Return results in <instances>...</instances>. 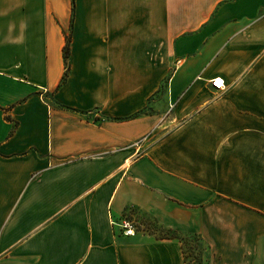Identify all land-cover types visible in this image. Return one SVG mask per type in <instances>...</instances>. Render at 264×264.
I'll use <instances>...</instances> for the list:
<instances>
[{"label":"crops","instance_id":"obj_1","mask_svg":"<svg viewBox=\"0 0 264 264\" xmlns=\"http://www.w3.org/2000/svg\"><path fill=\"white\" fill-rule=\"evenodd\" d=\"M137 214L263 264L264 0H0V264H186Z\"/></svg>","mask_w":264,"mask_h":264},{"label":"rangeland","instance_id":"obj_2","mask_svg":"<svg viewBox=\"0 0 264 264\" xmlns=\"http://www.w3.org/2000/svg\"><path fill=\"white\" fill-rule=\"evenodd\" d=\"M164 104H165V100H164V83H163L161 84V89L158 94L156 103L155 102L151 103L147 111L150 112L158 108H163ZM123 219H127L132 222L135 232L152 233L161 238L172 234V232H170L169 229L160 226L153 218L149 216L137 214L136 219H133L131 217L130 218L124 217ZM177 235L179 237H182L185 241L184 244L185 251L188 256L187 258L189 259L190 262L194 264H207L208 261L207 250L203 242H201L199 236L197 237L196 235L194 236L193 234H182L179 232H177Z\"/></svg>","mask_w":264,"mask_h":264},{"label":"trees","instance_id":"obj_3","mask_svg":"<svg viewBox=\"0 0 264 264\" xmlns=\"http://www.w3.org/2000/svg\"><path fill=\"white\" fill-rule=\"evenodd\" d=\"M68 54H69V39L67 38V41H66V44H65L64 50H63V55H64V59H65V64H66V70H65V73H64L63 78L61 80V83L65 80V78L67 76V72H68V63H67ZM146 110H147L146 108L141 109L138 112H136L134 114V116H138V115L145 114L146 113ZM169 231L172 232V234L169 235V236H165L163 238H175V239H178L181 242L182 247H183V254H184V257H185L186 264H194V263L190 262L189 259L187 258L188 256H187V253L185 251V246H184L185 241H184V239L182 237H179L177 235V232L176 231H174L172 229H169Z\"/></svg>","mask_w":264,"mask_h":264},{"label":"built area","instance_id":"obj_4","mask_svg":"<svg viewBox=\"0 0 264 264\" xmlns=\"http://www.w3.org/2000/svg\"><path fill=\"white\" fill-rule=\"evenodd\" d=\"M210 84L215 89L220 90L224 88L223 81L219 77L210 79ZM119 226L122 229V233L124 235H134L135 234V229L131 221L127 219H122L119 223Z\"/></svg>","mask_w":264,"mask_h":264}]
</instances>
